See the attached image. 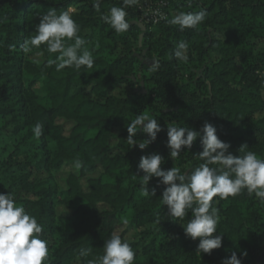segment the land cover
<instances>
[{
	"label": "trees",
	"instance_id": "trees-1",
	"mask_svg": "<svg viewBox=\"0 0 264 264\" xmlns=\"http://www.w3.org/2000/svg\"><path fill=\"white\" fill-rule=\"evenodd\" d=\"M158 1L169 4L168 19L201 10L206 19L198 30L180 31L166 20L147 25L141 46L143 32L134 22L141 19L143 0L127 9L130 28L123 34L99 18L122 0H102L100 13L94 0H0V193L12 192L43 226L48 264H86L103 254L114 232L134 249V264H222L233 251L242 264H264V205L254 194L243 190L219 203L214 198L222 217L214 235L223 234L222 247L197 254L199 239L185 236L179 224L191 213L173 222L160 198L166 186L154 177L147 188L156 196L140 195L138 170L140 157L153 153L164 157L165 170L177 166L187 172L202 163L196 156L203 151L199 138L176 161L170 157L171 121L196 131L209 122L233 155L246 146L264 158V0H152ZM50 8L71 10L93 53L91 69L57 72L46 66L57 55L46 45L27 55L20 50ZM181 41L189 45L187 63L173 56ZM36 54L41 61L30 58ZM155 61L159 67L153 70ZM142 112L165 129L144 150L127 143V123ZM60 121L72 125L70 135ZM38 122L39 138L32 131ZM146 138L141 129L137 142ZM76 159L83 167L61 190L55 174ZM34 169L43 178H34ZM59 207L67 213L59 214ZM123 225L143 229L144 242L128 239L120 232ZM82 248L91 254L81 257Z\"/></svg>",
	"mask_w": 264,
	"mask_h": 264
},
{
	"label": "clouds",
	"instance_id": "clouds-1",
	"mask_svg": "<svg viewBox=\"0 0 264 264\" xmlns=\"http://www.w3.org/2000/svg\"><path fill=\"white\" fill-rule=\"evenodd\" d=\"M101 2H93L98 13L101 11ZM138 4L139 0H122V6L111 7L101 13L99 18L116 34L126 33L130 28L127 9ZM206 15V10L180 11L170 19H164L180 31L198 30ZM39 18L35 34L28 36L20 45L25 55L34 48L46 45L48 53L57 54L54 59L47 60L46 66H55L57 72L72 67L77 70L93 67V53L85 46L86 40L79 35L80 26L73 19L71 10L58 13L55 8H50ZM188 52V43L181 41L175 46L173 56L177 61L187 63ZM158 67L159 62L155 61L153 70ZM141 129L147 138L137 142V133ZM164 130L156 118L142 112L127 123V143L132 147L138 143L139 149H147ZM32 131L35 137H41L43 125L36 123ZM198 138L203 151L196 156L202 163L187 172L177 166L163 169L161 165L164 157L159 153L142 155L138 164V170L143 172V176H139L140 195L155 197L156 190L149 192L147 186L154 177L158 178L159 183L166 186L160 198L161 203L168 208L167 216L173 222L177 219L184 221L191 213V219L179 224L185 236L193 241L199 239L196 253L210 255L214 249L222 247L223 241L222 233L214 235L222 219L220 209L214 206V198L218 197L216 203H219V200L236 197L246 190L249 196L254 194L259 203L264 205V158L258 157L253 151H245L246 146L239 149V156L233 155L229 151L231 145L218 137L216 127L209 122H205L200 131L179 126L175 121L167 122L166 146L174 161L181 155L182 149L191 150ZM72 166L80 170L83 162L76 159ZM42 233L43 226L22 204L17 203L12 192L0 193V264H48L49 246L48 241L42 239ZM91 251L90 248H82L80 256L88 257ZM240 255L247 257L248 253L243 251ZM135 257L130 243L114 232L105 240L103 254L86 260V264H134ZM222 264H242V259L233 251L230 257L223 259Z\"/></svg>",
	"mask_w": 264,
	"mask_h": 264
},
{
	"label": "rangeland",
	"instance_id": "rangeland-1",
	"mask_svg": "<svg viewBox=\"0 0 264 264\" xmlns=\"http://www.w3.org/2000/svg\"><path fill=\"white\" fill-rule=\"evenodd\" d=\"M72 11H74V9H72ZM144 52L145 51L141 52L139 55H141V54L144 55ZM143 55H141V56H143ZM30 58H33L36 61H41V59H42L41 55H39V54L30 56ZM140 77H141V75L139 74L138 78H140ZM38 90H39V93L41 95H43V92L41 91V87L38 86ZM59 124L64 125L65 135H67V136L70 135L71 130H72V125L67 124L65 121H60ZM117 137H118V132H115V134L111 137V144L112 145L117 143ZM33 173L35 176L34 178H36V179H41L44 176L43 173H40V172L36 171L35 169H34ZM72 173H78V170H76L72 165H68L61 172H58L55 174V178H56V180L59 184V188L61 190H64L67 188V179H68L69 175ZM83 183H84V186L86 187L87 185H86L85 180ZM58 213L59 214H65V213H67V211H65L64 208L59 207ZM152 228L153 227L150 226L147 229L153 230ZM120 232L124 233L126 235V237L132 241L142 242V243L144 242L143 235H142L143 229H135L131 225H123L120 228Z\"/></svg>",
	"mask_w": 264,
	"mask_h": 264
},
{
	"label": "built area",
	"instance_id": "built-area-1",
	"mask_svg": "<svg viewBox=\"0 0 264 264\" xmlns=\"http://www.w3.org/2000/svg\"><path fill=\"white\" fill-rule=\"evenodd\" d=\"M168 7L169 4L164 1L153 3L152 0H143V14L139 22L145 26H157L166 20L165 17L169 18Z\"/></svg>",
	"mask_w": 264,
	"mask_h": 264
},
{
	"label": "water",
	"instance_id": "water-1",
	"mask_svg": "<svg viewBox=\"0 0 264 264\" xmlns=\"http://www.w3.org/2000/svg\"><path fill=\"white\" fill-rule=\"evenodd\" d=\"M134 24L137 25L143 32V34H141V36H140V45L142 46V42H143V39H144V36H145L144 33H145L147 27L144 24L140 23V22H134ZM144 55H145V52H144ZM143 86H144V84H143Z\"/></svg>",
	"mask_w": 264,
	"mask_h": 264
}]
</instances>
